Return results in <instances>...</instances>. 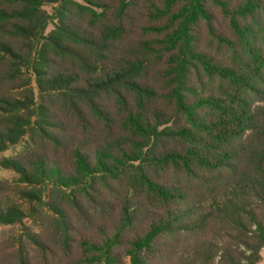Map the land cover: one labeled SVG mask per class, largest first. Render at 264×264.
Wrapping results in <instances>:
<instances>
[{
	"label": "trees",
	"instance_id": "16d2710c",
	"mask_svg": "<svg viewBox=\"0 0 264 264\" xmlns=\"http://www.w3.org/2000/svg\"><path fill=\"white\" fill-rule=\"evenodd\" d=\"M0 264H258L264 0H0Z\"/></svg>",
	"mask_w": 264,
	"mask_h": 264
},
{
	"label": "rangeland",
	"instance_id": "374dc122",
	"mask_svg": "<svg viewBox=\"0 0 264 264\" xmlns=\"http://www.w3.org/2000/svg\"><path fill=\"white\" fill-rule=\"evenodd\" d=\"M17 150L18 149L14 150V151H8V152L0 155V157L9 156V155L15 153V151H17ZM0 180H8L10 183H13L15 180V175L12 171L5 170V169H2L0 167ZM11 231H14V230L9 228V227L0 226V239L4 238L8 233H11ZM259 264H264V260Z\"/></svg>",
	"mask_w": 264,
	"mask_h": 264
},
{
	"label": "crops",
	"instance_id": "0c3cea01",
	"mask_svg": "<svg viewBox=\"0 0 264 264\" xmlns=\"http://www.w3.org/2000/svg\"><path fill=\"white\" fill-rule=\"evenodd\" d=\"M263 260H264V249H263V251H262V260H261L259 263H261ZM259 263H258V264H259Z\"/></svg>",
	"mask_w": 264,
	"mask_h": 264
}]
</instances>
